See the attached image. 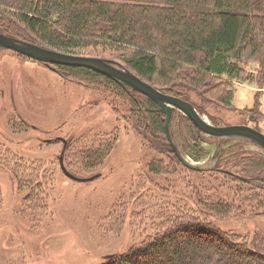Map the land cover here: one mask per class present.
<instances>
[{"label": "trees", "instance_id": "16d2710c", "mask_svg": "<svg viewBox=\"0 0 264 264\" xmlns=\"http://www.w3.org/2000/svg\"><path fill=\"white\" fill-rule=\"evenodd\" d=\"M0 32L122 65L161 92L192 103L215 126H222L220 117L207 113L209 106L233 110L236 84L264 85V0H0ZM244 63L258 65L254 76L246 73ZM54 68L64 80L101 90L117 102L123 110L114 109L126 126L154 153L128 187L134 205L152 206L150 233L100 264H264V236L225 231L210 218L264 213L261 148L251 149L254 144L244 139L221 142L205 135L175 110L170 131L179 154L194 162L211 161L189 169L167 139L163 109L147 96L88 68ZM243 113L255 124L264 118L258 101ZM116 140V130L71 137L65 140L63 164L74 175V167L95 168ZM47 164L27 162L0 145V167L29 191L30 209L43 208L40 194L52 185L53 160ZM157 176L168 184L165 191L154 180ZM152 187L163 192L161 198ZM169 189L172 198L166 197ZM222 189L229 194L212 196Z\"/></svg>", "mask_w": 264, "mask_h": 264}, {"label": "rangeland", "instance_id": "374dc122", "mask_svg": "<svg viewBox=\"0 0 264 264\" xmlns=\"http://www.w3.org/2000/svg\"><path fill=\"white\" fill-rule=\"evenodd\" d=\"M243 67L253 76L258 71L256 63H244ZM256 101L264 114V85L258 89L254 84L238 83L233 110L214 111L209 106L206 112L220 117L222 126L248 125L264 133V118L255 124L248 113L240 114L243 109L253 108ZM114 107L123 110L101 90L66 81L42 63L0 47V145L27 162L49 164L53 160L54 178L52 185L40 194L43 208L30 209L26 197L29 191L19 188L9 169L0 167V264H100L106 256L123 253L149 235L152 206L134 205L128 199V187L132 178L145 172L154 153L143 146ZM115 130V147L99 166L88 170L74 167L78 170L76 177L99 175L97 178L76 181L60 171V139L67 141L86 132ZM258 147L250 145L254 150H260ZM187 159L198 166L211 163L210 159ZM154 180L161 190L168 187L161 183L160 176ZM159 188L151 190L161 198L163 192ZM172 191L169 189L166 197L172 198ZM224 194L229 193L222 189L212 196ZM149 203L147 199L145 205ZM262 212L210 218L222 230L241 236H264Z\"/></svg>", "mask_w": 264, "mask_h": 264}, {"label": "water", "instance_id": "95a60500", "mask_svg": "<svg viewBox=\"0 0 264 264\" xmlns=\"http://www.w3.org/2000/svg\"><path fill=\"white\" fill-rule=\"evenodd\" d=\"M0 47L15 52L18 55L36 60L54 71V65L88 68L147 96L163 109L165 113V132L167 139L177 158L189 169L198 170L199 168L196 164L185 160L179 154L173 142L170 123L175 110L187 117L195 127L205 135L221 138V142L229 138L246 139L264 150V133L258 129L248 125L215 126L201 115L192 103L161 92L126 67L116 65L112 61L100 57L62 53L1 32ZM60 140L63 142V149L59 155V162L61 171L66 177L76 181H90L99 176L95 175L90 178H79L71 174L63 164V152L67 143L64 139Z\"/></svg>", "mask_w": 264, "mask_h": 264}]
</instances>
